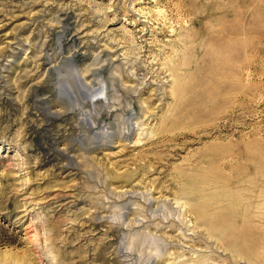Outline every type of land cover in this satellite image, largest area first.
<instances>
[{"label": "rangeland", "instance_id": "obj_1", "mask_svg": "<svg viewBox=\"0 0 264 264\" xmlns=\"http://www.w3.org/2000/svg\"><path fill=\"white\" fill-rule=\"evenodd\" d=\"M0 264H264V0H0Z\"/></svg>", "mask_w": 264, "mask_h": 264}, {"label": "bare ground", "instance_id": "obj_2", "mask_svg": "<svg viewBox=\"0 0 264 264\" xmlns=\"http://www.w3.org/2000/svg\"><path fill=\"white\" fill-rule=\"evenodd\" d=\"M245 26L247 25L245 24ZM74 66L75 65H73V67L71 68V71L75 73L74 75H70L65 71H61L58 67H55L56 68L55 82H56V86L58 87V91L60 93L59 95H61L60 101H63V98H65L72 103L73 102L77 103V106L79 107L85 106L88 103L92 104L91 107L92 106L96 107V104L100 99L104 98L105 96L107 97L106 81L103 78H101L98 86H94L95 84L93 85V83L84 82ZM100 83L102 84V86H100L101 85ZM89 96L91 97V100L88 99ZM89 109L91 113L88 115V117L89 119H93V122L95 123L96 121L94 120L92 115V108ZM89 119L85 120V122H87L88 126L93 127L94 124H91ZM94 132L95 134H98V132L96 131Z\"/></svg>", "mask_w": 264, "mask_h": 264}]
</instances>
